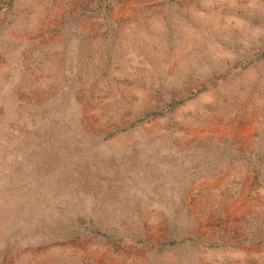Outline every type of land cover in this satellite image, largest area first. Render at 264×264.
Instances as JSON below:
<instances>
[{"label":"rangeland","instance_id":"obj_1","mask_svg":"<svg viewBox=\"0 0 264 264\" xmlns=\"http://www.w3.org/2000/svg\"><path fill=\"white\" fill-rule=\"evenodd\" d=\"M0 264H264V0H0Z\"/></svg>","mask_w":264,"mask_h":264}]
</instances>
